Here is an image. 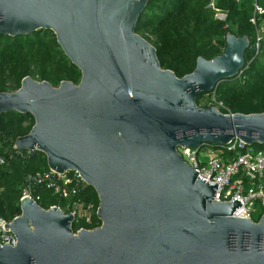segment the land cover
<instances>
[{"label":"water","instance_id":"obj_1","mask_svg":"<svg viewBox=\"0 0 264 264\" xmlns=\"http://www.w3.org/2000/svg\"><path fill=\"white\" fill-rule=\"evenodd\" d=\"M148 0H0V35L48 29L81 73L58 86L22 78L0 92V114H30L18 150L40 151L49 169L77 172L96 192L100 225L74 232L72 212L29 197L6 224L16 244L0 264H264V212L214 200L178 147L264 145V112L223 113L198 95L239 74L247 36L228 33L221 54L196 58L178 77L135 32Z\"/></svg>","mask_w":264,"mask_h":264},{"label":"trees","instance_id":"obj_2","mask_svg":"<svg viewBox=\"0 0 264 264\" xmlns=\"http://www.w3.org/2000/svg\"><path fill=\"white\" fill-rule=\"evenodd\" d=\"M257 2L264 8V0ZM252 5L253 0H148L136 22L135 32L155 47L160 66L172 70L178 77L194 69L198 56L211 59L221 54L228 33L247 36L250 44L244 53L241 72L222 80L213 91L198 95L196 102L200 105V97H210L214 92L216 100L232 113H261L264 112V38L255 54L256 28L249 20ZM217 10L225 14L223 20L216 17ZM261 21L264 23V14ZM25 76L58 86L62 80L77 84L81 73L65 56L51 30L0 35V92L17 90ZM33 122L30 114L15 111L0 114V131L9 139L8 148L18 136L30 130ZM253 147L264 148V145ZM47 169L45 155L36 150H17L9 164L0 166L2 217L11 220L20 214L19 198L25 176ZM35 194L39 195L37 203L42 208L57 205L65 213L71 211L74 200L93 203L90 222L76 217L72 223L74 232L80 227L92 229L101 223L96 216L98 198L91 186L85 185L73 197L60 198L52 190L41 187L35 189ZM259 217L260 213H256L252 220L258 221Z\"/></svg>","mask_w":264,"mask_h":264},{"label":"built area","instance_id":"obj_3","mask_svg":"<svg viewBox=\"0 0 264 264\" xmlns=\"http://www.w3.org/2000/svg\"><path fill=\"white\" fill-rule=\"evenodd\" d=\"M220 13L223 20L225 14L222 12L218 11L216 17L220 19L218 17ZM263 14V6L257 0H253L252 15L249 20L256 28L255 54L264 38V23L261 21ZM206 105L215 106L220 111L224 109L223 113H232L222 102L216 100L214 92ZM7 143L8 140L0 131V166L9 164L18 150L14 147V143L11 146L12 149L8 148ZM177 151L181 158L198 172V177L209 184H218L214 200L229 203L234 199L241 201V205L232 211L233 217L252 219L254 214L261 215L264 212V148H255L253 145L234 139L221 148L178 147ZM85 185L77 172L61 174L49 168L44 171H34L25 176L19 200L29 197L37 202L39 195L35 194V189L40 187L52 190L60 198L73 197L79 195ZM93 208L94 205L91 202L81 203L79 200H74L70 212L73 213L74 219L83 218L85 222H90ZM11 220L0 215V246L16 244L15 235L6 228V224ZM81 228L84 227L76 231Z\"/></svg>","mask_w":264,"mask_h":264},{"label":"rangeland","instance_id":"obj_4","mask_svg":"<svg viewBox=\"0 0 264 264\" xmlns=\"http://www.w3.org/2000/svg\"><path fill=\"white\" fill-rule=\"evenodd\" d=\"M218 17H219L220 19H222V14L220 13V14L218 15ZM209 98H210L209 95H203L202 97H200L199 100H198L200 106L206 104V103L209 101ZM25 122H28V120H26ZM2 134H3V133H2ZM3 136H4V134H3ZM4 138L7 139V140H9V139H8L7 137H5V136H4Z\"/></svg>","mask_w":264,"mask_h":264}]
</instances>
